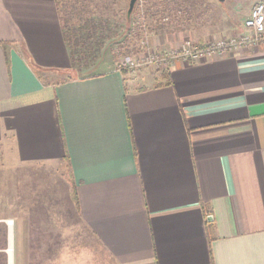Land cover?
Wrapping results in <instances>:
<instances>
[{
    "label": "crops",
    "instance_id": "1",
    "mask_svg": "<svg viewBox=\"0 0 264 264\" xmlns=\"http://www.w3.org/2000/svg\"><path fill=\"white\" fill-rule=\"evenodd\" d=\"M256 1L203 0L231 4L228 33L194 40L244 33ZM126 71L77 75L56 0H0L3 155L29 178L58 170L64 191L32 189L29 227L65 216L64 200L95 264H264V45ZM49 232L45 251L61 256Z\"/></svg>",
    "mask_w": 264,
    "mask_h": 264
},
{
    "label": "rangeland",
    "instance_id": "2",
    "mask_svg": "<svg viewBox=\"0 0 264 264\" xmlns=\"http://www.w3.org/2000/svg\"><path fill=\"white\" fill-rule=\"evenodd\" d=\"M217 2L208 4L203 0H164L163 2L137 0L129 22L126 21L129 0L69 1L68 4L73 9L67 15L73 22L70 33L79 40L78 44L75 41L71 43L77 75L95 74L114 66L120 69L121 62H134L151 51L162 53L167 49L176 50L186 40L199 44L194 37L203 32L211 35L216 33L226 35L228 32L218 21L222 17L220 10H223V7L225 11L227 8L229 14L232 12L229 8L231 4H223L225 6L221 9ZM245 4V8H248L249 3ZM146 5L153 8L151 7L149 14L142 17L141 11L144 10L142 8H147ZM205 15L211 25L203 28ZM128 70L130 73L141 70L146 74L159 71L150 66ZM34 171L37 173V178H33L34 176L29 178L26 168H13L11 163L6 162L0 145V264H9V226L12 227L13 234L12 264H36L38 261L44 264L49 257L47 264H95L93 239L88 235L82 236V228L80 229L79 224L76 222L72 224L73 221L66 217L67 210L63 199L60 201L59 212L65 213V216L62 215L61 218L57 216L59 219L53 218L52 224L47 226H42L40 223L35 228L29 227L28 217L31 216V211L28 213V207L30 203L35 204L32 196L39 195L40 187L45 192L49 184L55 183L56 186L53 187L61 190L62 194L64 192L58 170L43 165L36 166ZM13 182L16 184L13 185ZM32 189L37 192L34 194ZM48 193L49 190L45 193L46 196ZM29 198L32 202L28 200ZM37 207H43V204H37ZM62 218V225L59 227L56 223H61ZM67 222L68 226L63 224ZM44 230L48 233L51 231L52 236L60 233L61 242L58 246L62 243L64 249L61 256L59 249H53L55 253L56 250L59 251L56 255L53 252L46 253L47 243L44 239L47 240L49 234H44ZM54 240L50 239L48 242L55 246ZM44 254L46 255L43 256Z\"/></svg>",
    "mask_w": 264,
    "mask_h": 264
},
{
    "label": "built area",
    "instance_id": "3",
    "mask_svg": "<svg viewBox=\"0 0 264 264\" xmlns=\"http://www.w3.org/2000/svg\"><path fill=\"white\" fill-rule=\"evenodd\" d=\"M143 17V12H141ZM141 18V17H140ZM245 32L237 36L220 37L204 44L186 40L176 50H165L162 53L151 51L134 62H121L120 69L154 67L156 70H167L175 62H188L208 59L216 55L226 56L235 51L246 50L251 46L264 45V3L255 2L249 16L243 22Z\"/></svg>",
    "mask_w": 264,
    "mask_h": 264
},
{
    "label": "trees",
    "instance_id": "4",
    "mask_svg": "<svg viewBox=\"0 0 264 264\" xmlns=\"http://www.w3.org/2000/svg\"><path fill=\"white\" fill-rule=\"evenodd\" d=\"M69 1H71V0H56V4H57V7H58V11H59V13H60V17H61V22H62V27H63V31H64V35H65V41H66V43H67V45H68V47H69V50H70V54H71V60H72V63H73V66L74 67H76L75 65H74V55L72 54V51H71V43L72 42H77V44H78V41L79 40H77L76 39V37H75V35L74 34H72V33H70V29L72 28V24H73V22H72V20L70 19V18H68L67 17V15L70 13V11L71 10H73L71 7L72 6H70V4H68L69 3ZM78 1H80V0H78ZM82 1V0H81ZM164 0H162V2H163ZM78 3V2H77ZM76 5V4H75ZM145 7H147V8H142V9H144L143 11H141V12H143V17L145 16V15H147V14H149L150 12H151V7H148L147 5L145 6ZM153 8V7H152ZM146 9V10H145ZM150 11V12H149ZM146 13V14H145ZM79 19V18H78ZM80 20V19H79ZM126 21H131V15L129 16V17H127V14H126ZM74 39V40H73ZM127 69L126 68H122L121 69V71L122 72H124V73H126L127 71H126ZM168 74L166 73V72H162L161 73V77L162 78H168ZM70 197H71V201H72V203H73V205L75 206V207H77L78 206V198H77V193H76V189H75V187H74V185L72 184V186H71V190H70ZM37 264H41L40 263V261H39V263H37Z\"/></svg>",
    "mask_w": 264,
    "mask_h": 264
},
{
    "label": "water",
    "instance_id": "5",
    "mask_svg": "<svg viewBox=\"0 0 264 264\" xmlns=\"http://www.w3.org/2000/svg\"><path fill=\"white\" fill-rule=\"evenodd\" d=\"M137 0H129V4H128V9H127V17L130 16V14L132 13V10L134 8V4ZM219 2H224L225 0H217Z\"/></svg>",
    "mask_w": 264,
    "mask_h": 264
},
{
    "label": "bare ground",
    "instance_id": "6",
    "mask_svg": "<svg viewBox=\"0 0 264 264\" xmlns=\"http://www.w3.org/2000/svg\"><path fill=\"white\" fill-rule=\"evenodd\" d=\"M11 224V223H8ZM9 230H10V245H9V249H8V254H9V264H12V249H11V226H9Z\"/></svg>",
    "mask_w": 264,
    "mask_h": 264
}]
</instances>
